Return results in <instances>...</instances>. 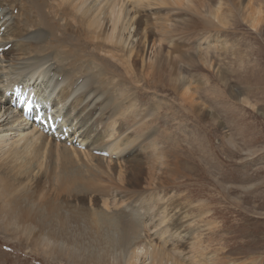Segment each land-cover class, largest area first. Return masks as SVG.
Listing matches in <instances>:
<instances>
[{"label":"bare ground","instance_id":"bare-ground-1","mask_svg":"<svg viewBox=\"0 0 264 264\" xmlns=\"http://www.w3.org/2000/svg\"><path fill=\"white\" fill-rule=\"evenodd\" d=\"M237 1L218 0L211 11L212 0H0L5 26L0 48L11 45L0 52V230L5 236L30 253L44 250L45 264H212L202 257L206 248L198 226L209 212L189 213L205 202L192 204L184 194L168 192L177 178L192 175L188 166H178L181 146L165 131L159 141L168 143V150L159 146V137L143 138L139 130L153 115L132 109L128 99L137 90L143 97L147 88H167L192 117L201 112L200 85L185 80L184 67L211 66L206 36L215 30L219 40L225 32L223 5L239 8ZM251 1L246 10L251 9L249 27L256 32L263 19ZM191 43H199L195 53L189 52ZM25 80L48 94L73 131L68 141L76 138L84 150L41 135L10 110L4 91ZM108 107L112 112L103 113ZM133 140V155L126 159L138 157L144 169L136 182L122 165ZM61 149L72 155L71 167L63 169ZM90 149L109 157L102 162L104 157L91 156ZM94 158L105 164L114 186H80L75 173L88 176L87 162ZM69 181L76 182L75 198L88 205L72 211L70 220L50 199L59 189L73 190Z\"/></svg>","mask_w":264,"mask_h":264},{"label":"rangeland","instance_id":"rangeland-1","mask_svg":"<svg viewBox=\"0 0 264 264\" xmlns=\"http://www.w3.org/2000/svg\"><path fill=\"white\" fill-rule=\"evenodd\" d=\"M209 4L211 11H214L218 0H212ZM237 4L239 8L233 9L228 3L223 5L225 32L220 33L219 40H216L215 30L206 36L211 43V46L208 44L211 66L205 69L195 63L196 67H184L182 75L185 80L194 82V87L200 85L196 93L204 106L201 112L192 117L190 108L180 106L179 96L161 87H158L161 91L153 92L147 88L143 97L140 90L131 92L128 101L132 109L140 111L143 116L153 115V119H147L139 130L143 138L152 135L149 137L152 140L165 131L164 135L171 136L169 139L174 142L177 139L181 146L182 156L178 166L180 169L188 166L192 175L188 179L177 178L169 185L168 192L184 194L192 204L205 202L203 209L193 208L189 211L193 217H197L201 211L209 212L205 215V221L198 222L203 230L202 241L206 248L201 252L202 257L211 258L212 264H264V0L250 2L252 8L260 9L263 19L256 32L249 27L251 9L246 10L248 0L237 1ZM232 27L233 32L230 31ZM206 43L202 48L206 47ZM198 45L191 43L189 52L195 53ZM223 46H227V51L222 50ZM111 109L108 107L103 113L112 112ZM157 139L160 147L166 150L170 148L168 143L159 141L160 137ZM165 140L167 138L164 137ZM103 143L100 140L96 146L100 148ZM133 143L134 140L127 147L122 165L128 167L133 182H136L143 178L144 169L138 157L126 159L133 155L131 150L136 145ZM93 151L89 150L91 156L101 158ZM60 154L63 169L71 167L72 155L63 149ZM97 158L93 163L83 161L88 166L95 164L89 166L88 176L75 173L76 177L82 179L80 186L92 184L103 188L105 183L104 187L109 188L116 184L102 163L106 159L101 158V162ZM48 168L52 170V167ZM48 182L56 181L48 178ZM75 183H68L73 190L64 192L59 189L60 194L56 191L51 193L52 197L54 195L58 199L50 196L52 202L56 200L59 208L64 209L60 210L66 213L69 220L72 211L80 213L88 207L86 202L75 198L78 194ZM97 192L96 195H100ZM71 206L77 210L74 211ZM211 221L216 227L208 223ZM19 247L17 242L0 230V264H45L44 250H40L39 255L35 251L30 253L26 247ZM17 256L19 258L15 261Z\"/></svg>","mask_w":264,"mask_h":264}]
</instances>
